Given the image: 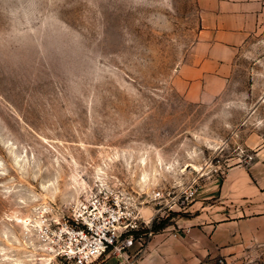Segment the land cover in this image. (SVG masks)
<instances>
[{
    "label": "rangeland",
    "instance_id": "obj_1",
    "mask_svg": "<svg viewBox=\"0 0 264 264\" xmlns=\"http://www.w3.org/2000/svg\"><path fill=\"white\" fill-rule=\"evenodd\" d=\"M262 3L222 91L194 102L172 78L195 39V0H0V264H64L39 226L95 185L125 191L157 230L185 213V186L253 161Z\"/></svg>",
    "mask_w": 264,
    "mask_h": 264
},
{
    "label": "crops",
    "instance_id": "obj_2",
    "mask_svg": "<svg viewBox=\"0 0 264 264\" xmlns=\"http://www.w3.org/2000/svg\"><path fill=\"white\" fill-rule=\"evenodd\" d=\"M198 28L176 67L173 88L188 101H209L228 81L234 60L261 21L262 0H195ZM182 215L156 230L135 264H232L255 258L264 248V148L247 164L229 167L198 189ZM138 251V252H137ZM137 252V253H136ZM105 256L91 264H119ZM122 264V263H120Z\"/></svg>",
    "mask_w": 264,
    "mask_h": 264
},
{
    "label": "built area",
    "instance_id": "obj_3",
    "mask_svg": "<svg viewBox=\"0 0 264 264\" xmlns=\"http://www.w3.org/2000/svg\"><path fill=\"white\" fill-rule=\"evenodd\" d=\"M100 185L90 188L87 201L67 218L55 225L44 223L39 226L42 243L64 264H91L107 255L118 258L119 264H135L129 246L137 243L140 251L156 232L152 225L155 214L146 220L125 191L104 189ZM197 190L198 185L189 184L179 192L180 198L190 201ZM154 195L160 196L159 192ZM215 264L232 263L225 256H219ZM238 264H264V248L255 258H247Z\"/></svg>",
    "mask_w": 264,
    "mask_h": 264
},
{
    "label": "trees",
    "instance_id": "obj_4",
    "mask_svg": "<svg viewBox=\"0 0 264 264\" xmlns=\"http://www.w3.org/2000/svg\"><path fill=\"white\" fill-rule=\"evenodd\" d=\"M162 225H163V222H161L160 224L156 225L155 228H159V227H161Z\"/></svg>",
    "mask_w": 264,
    "mask_h": 264
},
{
    "label": "bare ground",
    "instance_id": "obj_5",
    "mask_svg": "<svg viewBox=\"0 0 264 264\" xmlns=\"http://www.w3.org/2000/svg\"><path fill=\"white\" fill-rule=\"evenodd\" d=\"M39 224H40V222H39ZM39 224H37V225H39ZM47 248L49 249V247L47 246ZM49 250H51V249H49Z\"/></svg>",
    "mask_w": 264,
    "mask_h": 264
}]
</instances>
